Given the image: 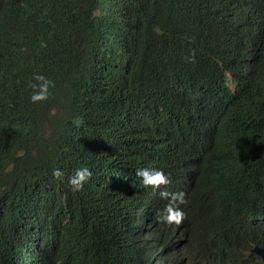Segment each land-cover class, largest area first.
I'll list each match as a JSON object with an SVG mask.
<instances>
[{"label":"trees","instance_id":"1","mask_svg":"<svg viewBox=\"0 0 264 264\" xmlns=\"http://www.w3.org/2000/svg\"><path fill=\"white\" fill-rule=\"evenodd\" d=\"M256 246L264 0H0V264H262Z\"/></svg>","mask_w":264,"mask_h":264},{"label":"clouds","instance_id":"2","mask_svg":"<svg viewBox=\"0 0 264 264\" xmlns=\"http://www.w3.org/2000/svg\"><path fill=\"white\" fill-rule=\"evenodd\" d=\"M34 80L36 83L29 82V87L33 89L30 94V100L33 103L45 101L48 99L50 94V86L52 81L45 75L36 73L34 74ZM52 176L56 179L63 178V171L60 168L52 169ZM92 173L87 167H80L74 170V173L68 178V182L73 186L74 190H80L84 183L91 177ZM135 175L140 178V183L145 186H151L153 190L159 188L161 185H167L171 183L170 177L160 168H136ZM162 198H168V202L164 205L162 210H159V219L163 220L168 224L179 225L185 218L184 210L179 205L185 203V194L183 191H177L169 193L168 191L162 190L160 192ZM253 223H255L253 221ZM263 249V247L256 246L253 248V254L255 248ZM256 255V254H255ZM259 257L258 255H256ZM262 264L264 261L259 257ZM205 263V261L203 262Z\"/></svg>","mask_w":264,"mask_h":264},{"label":"water","instance_id":"3","mask_svg":"<svg viewBox=\"0 0 264 264\" xmlns=\"http://www.w3.org/2000/svg\"><path fill=\"white\" fill-rule=\"evenodd\" d=\"M254 253L258 255L259 257H261L262 260L264 261V250L263 249H260L257 247L255 248Z\"/></svg>","mask_w":264,"mask_h":264},{"label":"bare ground","instance_id":"4","mask_svg":"<svg viewBox=\"0 0 264 264\" xmlns=\"http://www.w3.org/2000/svg\"><path fill=\"white\" fill-rule=\"evenodd\" d=\"M206 219V218H205ZM203 221V220H202ZM204 226V225H203Z\"/></svg>","mask_w":264,"mask_h":264},{"label":"rangeland","instance_id":"5","mask_svg":"<svg viewBox=\"0 0 264 264\" xmlns=\"http://www.w3.org/2000/svg\"><path fill=\"white\" fill-rule=\"evenodd\" d=\"M231 85H232V83H231ZM233 86V85H232Z\"/></svg>","mask_w":264,"mask_h":264}]
</instances>
